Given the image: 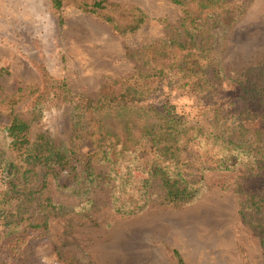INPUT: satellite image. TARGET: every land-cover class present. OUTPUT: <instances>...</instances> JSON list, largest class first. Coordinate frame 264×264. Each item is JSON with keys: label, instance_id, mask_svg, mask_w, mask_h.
Here are the masks:
<instances>
[{"label": "trees", "instance_id": "obj_1", "mask_svg": "<svg viewBox=\"0 0 264 264\" xmlns=\"http://www.w3.org/2000/svg\"><path fill=\"white\" fill-rule=\"evenodd\" d=\"M168 1L180 9L179 22L161 20L168 36L128 51L134 71L108 79L96 96L73 91L38 63L39 84L11 93L0 86V264H43L48 250L61 264H96L76 243L77 223L105 209L122 219L186 210L221 173H238L241 222L264 242V60L235 71L222 59L254 0ZM50 4L57 13L73 7L92 15L122 37L149 22L136 5L115 0ZM167 83L194 96L206 116L187 118L168 99L162 106L144 99ZM60 111L70 116L67 138L33 132ZM57 220L65 221L61 245L52 240Z\"/></svg>", "mask_w": 264, "mask_h": 264}, {"label": "rangeland", "instance_id": "obj_2", "mask_svg": "<svg viewBox=\"0 0 264 264\" xmlns=\"http://www.w3.org/2000/svg\"><path fill=\"white\" fill-rule=\"evenodd\" d=\"M115 1L136 5L149 22L137 34L122 37L108 24L73 7L55 12L50 0H0V71L8 73L0 77V86L11 93L20 86L39 84L38 63L73 91L96 96L108 79L134 71L128 51L168 36L161 20L177 24L181 19L180 9L168 0ZM222 59L227 69L235 71L264 60V0H254L229 34ZM144 99L160 106L168 99L187 118L206 116L194 96L168 83ZM52 116L53 124L34 125L33 132L51 129L67 138L71 133L68 113ZM237 174L209 176L212 191L186 210H153L122 219L105 209L91 222L77 223L71 232L96 264H179V260L264 264V242L241 222L240 200L234 193ZM57 199L76 204L61 196ZM64 223H54L52 240L57 245L65 241ZM43 264L61 263L48 250Z\"/></svg>", "mask_w": 264, "mask_h": 264}]
</instances>
